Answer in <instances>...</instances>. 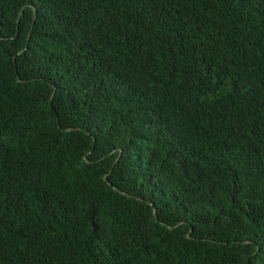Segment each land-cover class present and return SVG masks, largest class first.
Returning a JSON list of instances; mask_svg holds the SVG:
<instances>
[{"label": "trees", "instance_id": "1", "mask_svg": "<svg viewBox=\"0 0 264 264\" xmlns=\"http://www.w3.org/2000/svg\"><path fill=\"white\" fill-rule=\"evenodd\" d=\"M0 264H264V0H0Z\"/></svg>", "mask_w": 264, "mask_h": 264}]
</instances>
